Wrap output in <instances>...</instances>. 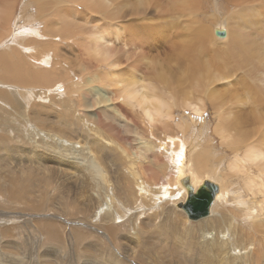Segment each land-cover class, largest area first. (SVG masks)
Returning <instances> with one entry per match:
<instances>
[{"label": "rangeland", "instance_id": "1", "mask_svg": "<svg viewBox=\"0 0 264 264\" xmlns=\"http://www.w3.org/2000/svg\"><path fill=\"white\" fill-rule=\"evenodd\" d=\"M39 1L40 0H11L12 7L9 15L11 22L10 18H5V16L3 23L0 22V28L3 30L0 31V56L8 55L9 57H7L13 60L12 62L15 68L21 64L18 63V59L22 60L24 56L30 60L34 69L37 68L33 74L26 70L27 76L25 78H19L17 82L6 84V82L0 81V91H12L13 95L20 100V108H18V106L12 105L10 100L0 98V107H3V105L7 106V111L13 115L7 118L0 110V183L7 184V186L0 188V264H46L42 259L43 256L51 258V264H104L103 262L106 257L108 258L107 261H109L108 264L110 262L111 264H264V260H261V255L264 256V250H262L264 249V231H258L257 228L255 229V227H252L248 219H245L247 222H242L239 217L240 215L237 214L236 210L239 209L237 202L240 201V199L235 196L241 194V179L232 177V179L228 178L229 181L226 176L224 177L227 170L228 159H230L233 154L230 153L231 149H228L222 144L220 138V135H222L224 139L230 141L234 138L235 133L229 128H224L222 126L226 123L224 118L227 115H232L233 111L240 113V118L243 117L247 120L242 118V121L244 120L243 122H245L244 126L246 127L247 125L251 126L252 123L261 125L263 122L260 118L258 121L257 117H264V108L256 104L257 98L252 102L247 98L245 103L240 101L235 103L231 99L233 103L231 101L227 102L221 109L217 103L210 100L207 96L208 92H210L209 90L227 86L232 88L237 97L239 94L245 100L244 96H247V94L244 89L257 84L258 75L264 72V68L260 65L261 61L264 63V55L261 54V59L263 58V60L259 62L253 58L249 61H244L239 56L233 60L229 59V61L225 57L218 56L214 59L215 64L211 66L208 73L203 72L204 70L199 72L200 82H203V85L198 88L199 92L202 93V96L199 94L200 97L194 88L195 85L192 87L191 84L185 83L193 82L192 77L187 72L186 67H184L185 59L178 56L166 58L165 55L167 51L163 52L168 42L174 38L173 35L179 33L180 36L183 34L186 20L188 21L190 18L205 19V17H207L205 15L208 12L214 14L219 11L220 14L218 18L214 20L217 21V19H222L221 21H223L225 26L228 27L234 35L237 29L236 25L233 23L234 17H238L242 14L240 12L242 10L244 13H248L252 10V0H201L199 3L200 8L196 9V11H188V16L186 14L181 15V13L177 14L173 12V10L180 7H177L176 4L172 5V3H170L172 0H142L138 4L139 11L137 14L131 15L130 20L128 19L130 22L129 25L119 17H117L115 21L113 18L102 13L96 14L105 24L110 26L107 28L94 27L93 30L90 29L89 31L95 32L97 29L95 33H99L100 30L102 32L106 30H116L122 36L121 39H124L122 41L123 46L129 43L131 46L128 45L131 49H137V52L134 50L130 53L125 52L126 49L123 47L122 49L121 47H117V50H114L115 57L120 60L122 65L118 68L119 75H124L128 78L130 72L135 73L140 71L139 73L142 76L144 75L143 77L147 76L148 80L152 81L154 75L156 76V74L162 72L163 69H167L166 71L170 75V82H173L175 85L179 84L180 90L182 88L185 90L192 89L193 94L198 96L197 98L202 101L203 111L199 114L191 109H184L183 106L182 108H176L175 112H162L161 116L163 120L167 122L163 123L164 128L158 124L159 127H161L160 129L155 127L153 133H146V138L152 140L153 146L156 145L155 149L158 151V153H156L160 155V159L151 164L152 173L146 172L148 185L146 194L142 191L138 192V194L130 192L131 187L129 188L126 184L130 171L129 166L126 163H120V161L116 160L120 155L117 149L119 138L117 137L113 146L109 144L106 127H116L121 120V116L118 115L111 102L112 94H110L109 91L105 92L104 101L101 103V106L113 111L117 118L113 119L103 116L101 119L102 125L96 127L100 129V134L102 136V149L95 144L100 138L96 136V132L91 131L94 126H90L89 122L83 118L84 111H81L78 107L80 97L74 94L67 95L64 92L67 86L66 82H84L86 84V82L102 80L100 82L107 84L110 81H114L115 76L112 75V70L106 66H102L101 68L97 67L94 68V70L92 68L85 69L82 66V55L78 48L80 36L69 39L57 38L53 41L52 33L41 34L40 32H43L45 28V23L38 18L39 10L37 8V3H39ZM54 1L56 0H53V3ZM62 1L64 5L70 3L69 0ZM80 2V10L83 9L86 11V8L80 5L83 2ZM166 2H169L167 4V14L160 16L150 13L152 6ZM184 2L185 1H181V5L186 8L187 3ZM258 2H260V7L264 5V0L255 1V3ZM3 4L8 8L7 0H4ZM182 7L179 12L186 11ZM170 8L171 12L169 11ZM176 11L178 12V10ZM258 15H260V13H258ZM26 18H28V23L22 24L21 28H19V24ZM263 18L264 16H258L259 22L261 19V22L264 23ZM47 19H49V17H46V20ZM240 19L242 18L240 17ZM128 20L125 19V21ZM90 21L91 18L86 17L82 22L84 26H86V23L89 24ZM113 23H116L119 29L112 25ZM142 25H148L149 27L148 31L153 41H151V45H144L140 39L134 37L132 30ZM259 25L262 26V24L254 25L251 31L258 33L257 26ZM84 26L83 32L84 30L86 31V27ZM11 36H15V38ZM33 39L35 41L38 39V43L33 41ZM32 41L34 43H32ZM207 41L211 43L220 40H216L215 36H210V38H207ZM255 41L260 45L264 44V39H256ZM160 42L162 44H160ZM231 47L232 41L228 43V49ZM13 48L15 49L13 50ZM262 51L264 52V47ZM135 57L136 59H134ZM128 58L130 59L128 60ZM150 59H153V64H149L145 67L147 62L151 61ZM3 64L4 62L1 60L0 79L2 78L1 76H4ZM216 64H228V68L221 69V66ZM129 66L131 67L129 68ZM183 67L185 69H183ZM223 72L226 74L222 75ZM55 81L63 82L66 85L64 86L62 83L59 88L48 89L47 85L31 84L20 86L17 84L18 82ZM244 82H246L247 85H245ZM103 88L108 87L105 85ZM208 88L209 90H206ZM85 91L91 92L97 98L100 97L97 93V87H82L78 90V92ZM40 93H45L43 95L45 99L39 98ZM58 101H61L63 104H60ZM261 101L264 102V97ZM33 103L37 105L39 108L38 110L32 107ZM64 110H66L68 117H65L66 114ZM70 110L71 112L69 113ZM26 111L29 113H35L37 111L39 114H35L40 117V123L36 124V122L33 121L22 126L20 124L23 122H20L21 116L26 117ZM47 112L48 114H46ZM131 115L133 116V113H131ZM69 116L73 118V121L69 120ZM127 118L133 122L128 116ZM249 119H255L256 121L253 122ZM42 125L44 128H42ZM45 126L47 127L46 129ZM244 126L243 128H245ZM133 130L135 129L133 128ZM260 130L257 131L258 133L256 132V138L254 137L255 139H253L255 145L258 144L257 142L261 143L263 141V125H261ZM125 134L126 136L129 134L133 138H138L137 135L133 133L130 134L125 132ZM94 136H96L95 138H97V140L93 141V144H89L88 141L93 140ZM49 137L52 138L49 139ZM171 137H174L173 143H168ZM177 137H183L185 140H192L196 142V144L200 143L202 145L203 157L209 158L205 165L213 166L218 169V173L213 174L214 178L216 177L215 181L219 182L218 178H221L225 181V183L223 182L225 184L224 190H230L229 192L227 191V193L225 190L223 194L224 197L219 199V209L213 210L208 217L196 221L189 220L181 209L179 210L176 208L177 206L172 199V196L175 198L174 193H161L163 189L167 191H174L177 189V186L175 185L174 187L171 183L176 177V171L173 169V172L175 171L173 177L171 169H161L160 166V164H167L175 156L176 148L173 145H178L179 141ZM163 144H167L169 147L168 149H163L168 150L166 153L162 152L161 146ZM206 144L209 148L205 146ZM89 145H91V147H89ZM245 148L246 146H242L239 152L242 154ZM221 156L225 158L223 161H220ZM112 159L114 163L119 162L120 165H112ZM172 163L174 164V161ZM135 166L141 175L142 172L138 164H135ZM61 168H65L66 170ZM252 168V172L249 171V173L258 172L255 166ZM100 170H104L103 173H105V175L102 173L100 174ZM80 171L83 174L80 173ZM219 172H221L222 175ZM218 174H220L221 177H219ZM69 175H71V177ZM104 177L105 180L107 177L108 182H110L107 183ZM226 184L228 186H226ZM163 186H168L169 188H164ZM151 191L155 192L154 197L147 198L150 196ZM244 192L246 195L248 194V192ZM244 192L242 191V193ZM22 193H24L23 198H17V196ZM100 193L103 195L101 194L100 196ZM109 193L110 196L106 195ZM117 195L128 197L134 204L129 209L123 207L124 212L119 211V209L115 208ZM113 198L115 200H113ZM245 198V200L248 201L251 199L254 203L253 209L256 211L255 213H257V198L255 199V197L250 194L249 197L247 195ZM88 201L89 203H87ZM45 202H47V208L43 211L29 209ZM150 203H153L154 207L152 206L153 204L151 205ZM83 205L85 207H83ZM106 210H110V213H112L113 210L115 217L113 221L116 225H113L112 221L106 220L107 218L104 219ZM257 214H259V212ZM88 215L92 219H90ZM154 216L156 217L152 220ZM165 216L171 219L179 228L174 231L170 228V222L166 223V226L162 225L160 220ZM259 217L262 219L259 218L260 220L258 219L256 221L263 220L262 222L264 225V211ZM118 219H120V221ZM217 219L219 220L217 221ZM4 220H6L8 224L5 223ZM47 222L54 223L53 228L58 229L60 237L63 239L62 242L59 243V238L53 236L49 232V226L41 225V223ZM237 222L239 225H242V223L247 224L244 225V232L248 230L246 234L243 232L242 236L237 234V237H239L235 238V240L237 241V239H239L242 241V244L248 245L246 254L249 253L250 249L252 250L249 260L247 259L244 262H241V260L236 258L232 253V247L236 246V243L234 241H228L225 234L227 230L233 226V223ZM33 224L39 226V228L36 226L34 227ZM159 225H162L161 228L164 229L162 232H166L168 237L165 235L166 238H154L151 241L147 239L146 237L149 236L151 230L155 229V227L158 228ZM7 229L11 230V234H6ZM253 229L258 233L254 232ZM250 231H252V233L254 232V235L251 236L257 237L256 239L254 237L251 239V236H249L251 233ZM211 232H216V234H211ZM76 235L77 237L79 236V238H85L82 239L83 241H75ZM93 240L94 242H91ZM227 242L231 246H229ZM91 243L94 245L92 246ZM96 243L106 248V250L97 246ZM54 244L59 248H53ZM95 247H99L100 251ZM89 249H93L92 252ZM85 250L88 251L87 261L83 259L84 255H86ZM239 250L240 254H244V251L241 252V247ZM97 251L98 253L100 252L99 254L101 257L105 254V258H99V261L96 260V258L92 259L91 257L93 255L94 257L98 255ZM101 252L104 253L102 254ZM92 261L93 263H91Z\"/></svg>", "mask_w": 264, "mask_h": 264}, {"label": "bare ground", "instance_id": "2", "mask_svg": "<svg viewBox=\"0 0 264 264\" xmlns=\"http://www.w3.org/2000/svg\"><path fill=\"white\" fill-rule=\"evenodd\" d=\"M3 1L4 0H0V22L1 23H3V21H4V16H5V18L9 17L10 9L12 7L11 0H7L8 8H6L5 4H3ZM69 1H70V3L69 4L67 3L66 5H64V2L62 0H56V1H54V3H53V0L52 1L51 0H47V1L46 0H40L39 3H37V8L39 10L38 11V18L43 20V22L45 23V28L43 29V32H40V33L41 34L52 33L53 34V37H52L53 41L56 40L57 38L69 39V38H75V36H80L81 38H80V41L78 43V48H79V51L82 55V59H81L82 66L85 69L92 68L93 70H94V68H97V67L101 68L102 66H106L112 70V75L115 76L114 81H110L107 84H105L104 82H100L102 80H96L95 82H86V84L84 82H66L67 86H66V89L64 90V92L67 95L68 94L69 95L74 94V95H77L80 97V99H79L80 101H78V107L80 108L81 111L82 110L84 111V115H83L84 117L83 118H85V120L89 122L90 126H94V128H92L91 131L96 132L97 133L96 136H99L98 138H100V139H98L97 142H95V144L100 146V148H102V149H103V144L101 142L102 136L100 134V129L96 128V127H99L102 125L101 119L103 116H106L108 118H113V119L117 118V116L114 115L113 111L106 109L105 107L101 106V103L104 101L105 92L109 91L110 94H112L111 95V102L113 104V107L117 111L118 115L121 116V120H120L119 125L116 127H112V126L106 127V130L108 132V137H109V144L113 146L114 145L113 143L115 142L117 137L119 138V141L117 143V149L120 152V155L118 156V158H116V160L120 161V163L121 162L126 163L129 166L130 171L128 173V181L126 182V184L129 186V188L131 187L130 192L138 194V192L142 191L146 194V191L148 189L146 172H150V174H151L153 171L151 164L157 162L160 159V155L157 154L158 151L155 149L156 145L153 146L152 140H148L146 138V133L147 132L153 133L155 127L158 129H160L161 127L164 128L163 123H167L165 120H163V117L161 116V113L164 111L175 112L176 108H178V107L182 108V106L184 109H191L195 113H198V114L203 111L202 101H201V99L197 98L198 96H200L199 94H201V96H202V93L199 92L198 88L201 85H203V82H200V79H199L200 78L199 72L204 70L203 72L208 73L210 71L211 66L213 64H215L214 59H216L218 56L225 57L227 60L236 59L237 56H239L244 61H249L251 58H253L257 62H259L260 60H263V58L261 59V56H262L261 54L264 55V52L262 51L264 44L260 45L255 40L256 39H261V40L264 39V23L261 22V19L259 22V19H258V16H264V5H262L260 7L259 6L260 2L255 3L256 0H252V6H253L252 10H250L248 13H244L243 10L240 11L242 14H240L238 17H236V16L234 17L233 23L236 25V28H237L234 35L228 29V27L225 26L223 21H221L222 19H217V21L214 20L215 18H218L219 14H220L219 11H217L214 14H210L208 12L205 15V16H207V17H205V19H203V18H199V19L198 18H190L188 21L186 20V23L184 26L185 29H184L183 34L180 36H179V33L177 35H173L174 38L172 37L173 39L170 42H168V44L164 48L163 52L167 51L166 55H165L166 58L167 57L172 58L173 56H178V57L185 59L186 62L184 61V64H185L184 67H186L187 72L189 73V75L192 77V80H193V82H185V83L191 84L192 87H193V85H195L194 88L198 92V96H196L193 94L192 89L185 90L182 88L180 90L179 84L175 85V84H173V82H170V75L166 71L167 69L164 70L162 68L164 71L162 70V72L156 74V76L154 75V78L152 81L148 80L147 76L143 77L144 75L142 76L139 73L140 71L135 72L136 74L130 72L128 78L125 77L124 75H119L118 68L122 65H121L120 60H118L115 57L114 50L115 49L117 50V47H121V49L123 47L124 49H126L125 52L130 53V52H133L134 50H136V52H137V49H134V50L131 49V47H130L131 45L129 43H126V45H124L125 46L124 47L123 43H122V41L124 39L123 40L121 39L122 36L116 30H111V31L106 30L103 32L100 30L101 33L100 32L95 33L97 29L95 30V32L89 31L90 29L93 30L94 27H96V28H98V27L107 28L110 26L108 24H105L102 21V19L96 15L97 13L98 14L102 13L108 17L113 18L115 21H116V18L119 17V18L123 19V21L126 24L129 25V23H130L129 20L131 18V15L137 14V12L139 11L138 4L142 0H80L83 2L80 5L85 7L86 9L85 8L84 9L86 11H84L83 9L80 10V8H79V2L80 1L79 0H69ZM181 1H185L184 3H187L186 8H184V6L182 7ZM200 1L201 0H172V1H170V3H172V5L176 4L177 7H180V8L182 7L186 10L183 12L182 11L179 12L180 8H177V9L173 10V12H176L177 14L181 13V15L182 14L187 15L188 11L189 12L193 11V10L196 11V9L200 8V5H199ZM227 2H229V1H227ZM168 3L167 2L166 3H159V4L152 6L150 13L155 14V15H160V16L167 14L168 13V9H167ZM149 4H151V3H149ZM224 4H225V1H224ZM170 10H171V8L169 9V11ZM176 10H178V12ZM258 13H260V15H258ZM186 15H184V16H186ZM46 17H49V19L46 20ZM86 17L91 18V21L89 22V24L86 23L87 25L85 24L86 26H84L82 21ZM178 17H177V19H178ZM240 17L242 19H240ZM125 19L126 20L129 19V20L125 21ZM10 22H11V18H10ZM10 22H9V24H10ZM27 23H28V18H26L24 21L22 20V22L19 24V28H21L22 24H27ZM258 24H262V26H260V25L257 26L258 33L251 31V29L254 27V25H258ZM112 25H114L116 28L119 29V26L116 23H113ZM6 26H7V24H6ZM83 26L86 27V31L84 30V32L82 31ZM221 29L225 30V32H226L225 37H220V36L216 35V30H221ZM227 29H228V32H227ZM148 30H149L148 25H142V26L137 27L136 29H134L132 31L134 33V37L136 39H140V41H142L144 43V45H151L150 43H151L152 39H151V34ZM159 30H161V29H159ZM0 31H3L2 28H0ZM130 33H131V31H130ZM157 33H158V31H157ZM161 34H163V33H161ZM256 35H257V37H256ZM210 36H215L216 40H220V41H213L211 43H208L207 38H210ZM11 37L15 38V36H11ZM11 40H13V39H11ZM33 41H35V40L33 39ZM33 41H32V43H34ZM49 41H50V39H49ZM230 41H232V47L228 49V43ZM35 42L38 43V39H36ZM130 42H132V41H130ZM160 44H162V43L160 42ZM127 46H129V47L126 48ZM14 49L15 48H13V50ZM144 52H145V50H144ZM13 55H15V54H13ZM142 55H144V54H142ZM7 56L6 55L0 56V62H1V60L4 62V64H3L4 76H1L2 78L0 79V81H2V82L4 81V82H6V84L10 83V82H12V83L17 82L18 79L21 77L25 78L27 76L26 70L30 71V73L33 74L35 72V70L37 69V68L34 69V66L32 65V63H30V60L24 56H23L22 60L18 59V63H21V64H19L18 67L15 68L13 65V62H12L13 60L11 58H8L9 56L8 57ZM128 57H129V55H128ZM125 59H126V56H125ZM129 59L130 58H128V60ZM134 59H136V57ZM158 59H159V57H158ZM152 60L148 61L147 64L145 65V67H147L149 64L150 65L153 64ZM132 61H133V59H132ZM134 62H135V60H134ZM261 62H260V65L264 68V63L263 62L261 63ZM55 63L57 64L56 60H55ZM216 65L221 66L220 67L221 69L228 68L227 67L228 64H224V65L216 64ZM130 67L131 66H129V68ZM184 67H183V69H185ZM149 72H151V71H149ZM155 72H156V70H155ZM176 73H177V71H176ZM225 74L226 73L223 72L222 75H225ZM171 79H173V78H171ZM62 83L63 82H56L55 81V82H18L17 84L20 86L21 85L27 86V85H31V84L47 85L48 89H56V88H59ZM244 84L247 85L246 82H244ZM65 85L66 84H64V86ZM105 85L108 88H103V87H105ZM82 87H89V88L97 87V93L99 94L100 97L97 98L96 96H94L89 91L78 92L79 88H82ZM206 90H209V88ZM30 91H32V90H30ZM61 91H63V90H61ZM209 91L210 92L207 91L208 92L207 96L209 97L210 100L217 103V105L221 109L225 106V104H227V102H230L231 99L235 103L237 101L245 103L247 98H249V101H251V102L255 101V99L257 98L256 104H259V106L261 108H264V106H263L264 102L261 101L264 97V72H262L261 75H258L257 84L252 85L249 88L246 87L244 89V91L247 94V96H244L245 100L238 93H237L238 94V97H237L235 92L232 90V88H229L227 86H223L222 88H213L212 90H209ZM44 94L45 93H40L39 98L45 99V96H43ZM36 95H37V93H36ZM0 98L4 99V100H10L12 102V105H16V106H18V108H20V103H19L20 100H18L17 97H15L13 95L12 91L11 92L10 91H0ZM58 102H60V104L62 103L61 101H58ZM1 105H3V104H1ZM32 107L35 110L39 109L35 103L32 104ZM0 110L3 114H5V116H7V118L13 116L11 113H9V111H7V106H5V105H3V107H0ZM64 111L66 114V110H64ZM70 112H71V110L69 111V113ZM32 113H34V112H32ZM32 113H29L26 111V117L21 116L20 122H22V121L23 122L20 124L22 126L27 124V123H31L33 121H35L36 124L40 123V121H41L40 117H38L35 114V113H37V111L34 114H32ZM131 113H133V116L136 118H134L131 115ZM37 114H39V113H37ZM46 114H48V112ZM65 114H64V116H65ZM69 115H71V114H69ZM256 115H259V114H256ZM127 116L133 122H131L127 118ZM65 117H68V115L66 114ZM69 118H70L69 119L70 121H73V118L71 116H69ZM242 118H240V113L234 112V111H233L232 115L229 114L224 118V121H226V123L222 126L224 128L225 127L229 128L230 130H232L235 133L234 138L231 141L224 139L222 137V135H220L222 144H224L228 149H231L230 153L233 154V156H231L230 159H228L227 170H226V173L224 174V177L226 176L227 179L228 178L232 179V177H236V178L241 179V182H240L242 184L241 190L243 192L244 191L248 192V194H247L248 197L250 194V195H253L255 197V199L257 198L256 199V201H257L256 206L258 207L259 214H257L258 212L255 213L256 211H254V209H253L254 203L251 201V199L249 198L251 202L248 200H245L246 199L245 197H247V195L245 194V192L242 193V191L239 189L241 191V194L238 196H235V197L240 199V201L237 202L239 205V209H237L236 211H237V214L240 215L239 217H240L242 222H247L245 219H248L250 221V225L252 227H255V229L257 228L258 231L259 230L264 231V225L262 222L263 220L262 221H256L259 218L262 219L261 217H259V215H261V213L264 211V131L262 132L263 141L261 140L262 141L261 143L257 142L258 144H256V145L253 142L254 141L253 139L256 138L255 137L256 132L261 129V125L264 126V117L263 116L257 117L258 121L260 118L261 121L263 122L261 125H258V123L257 124L252 123L251 126L247 125V127L244 126L245 122H243L244 120L242 121ZM61 119H62V117H61ZM243 119H245V118H243ZM249 120L253 121V122L256 121L255 119L254 120L249 119ZM138 122H139V124H138ZM158 124H160L161 127H159ZM167 126H168V124H167ZM243 126L245 128H243ZM42 128H44L43 125H42ZM46 128L47 127L45 126V129ZM133 128L135 130H133ZM125 132H128L130 134H132V133L136 134L138 138H136V137L133 138L129 134L126 136ZM96 136H94L93 140L90 139L91 141H88V143L93 144V141L97 140V138H95ZM50 138H52V137H49V139ZM177 138L179 141L178 145L177 144L173 145L176 148L175 156L167 164H160L161 169L169 168V169H171L172 172H173V169L176 171V177H175V179H173L171 181V183L174 185V187L176 185L177 189L174 191L169 190V189H168L169 191H167L166 189H163L161 193H165V194L174 193L175 198H173V196H172L173 202L177 206L176 208L180 210L181 208L178 207L179 203L184 202L186 197H187V191H186L185 187H183L180 183V180H179L180 176L183 175L184 173H188L191 177V183L193 184V186L195 188H197V186L206 178L212 179L213 181H215L216 177L214 178L213 174H217L218 169H216L213 166H206L205 165L207 163V161L209 160V158L203 157V151L201 149L202 145L200 143L196 144V142H193L192 140H185L183 137H177ZM173 139H174V137H171L170 140H168V143H171V142L173 143ZM139 140H141V141H139ZM252 142H253V144H252ZM205 146L209 148V146L207 144ZM242 146H244V147L246 146V148L244 149L243 153L241 154V152H239V149H241ZM89 147H91V145H89ZM161 147H162L163 153L168 152V150H163L165 148L166 149L169 148L167 146V144H163ZM100 148H99V150H100ZM191 158H192V160H191ZM215 158H217V157H215ZM224 159L225 158L223 156H221L220 161H223ZM113 161L114 160L112 159V162ZM173 161H174V164L172 163ZM120 163L119 162L118 163L113 162L112 165L117 164V166H119ZM135 164H138V166L142 172L141 175H140L139 170L135 166ZM72 165H75V164L73 163ZM253 165L256 167V169H258V172L256 171L257 173H249V171L252 172L251 168L254 167ZM61 169L66 170L65 168H61ZM73 172H70V173L74 174ZM103 172H104V170H100V174L102 173L103 175H105V173H103ZM174 172H173V177H174ZM80 173H82V172L80 171ZM219 173L221 174V172H219ZM164 174H165V172H164ZM220 174H218L219 177H221ZM69 176L71 177V175H69ZM72 179H73V177H72ZM104 180H105V177H104ZM218 180H219V182H217V181H215V182L219 184L220 191H219V194L217 195V197H216V199H215V201L211 207V212H213V210L215 211V210L219 209V207H220V205L218 204V202L220 201L219 199L224 197L223 194L225 193V190H226V189L224 190L225 181L222 180L221 178L220 179L218 178ZM105 181L107 183L110 182V181L108 182L107 177H106ZM4 186H7V184L0 183V188H3ZM226 186H228V185L226 184ZM237 186L240 187L239 185H237ZM163 187L169 188L168 186H163ZM227 191H228V189L226 190V193H227ZM237 191H238V189H237ZM179 192H180V194H179ZM154 193L155 192L151 191L150 196L147 197V195H146V197L152 198V197H154ZM101 194L102 193H100V196H101ZM106 195L110 196V193L106 194ZM23 196H24V193L17 196V198H23ZM147 198H145V199H147ZM113 200H115V199L113 198ZM46 203L47 202H45L41 205H38V206L31 207L29 209L34 210V211H43L47 208ZM87 203H89V201ZM115 204H116V206H115L116 209H119V211L124 212L123 207L129 209L130 207H132V205L134 203L131 199H129L126 196L117 195ZM99 205H100V203H99ZM152 206L154 207V204ZM83 207H85V206L83 205ZM94 207H96V206H94ZM108 207H109V205H108ZM79 209H81V208H79ZM113 210H112V213H110L108 210H106V213L104 212L106 214V216H104V219L107 218L106 220H110V221H112L113 225H116L113 221L115 218ZM88 211H89V208H88ZM82 217H84V216H82ZM155 217L156 216L152 217V220H154ZM90 219H92V218L90 217ZM118 220L120 221V219H118ZM218 220L219 219H217V221ZM4 221H5V223L8 224V222H6V220H4ZM160 221H161L162 225H164V226H166V223L170 222L171 223L170 228L173 229L174 231L179 228L178 226H176L175 223H173V221L171 219H169L166 216ZM117 223H118V221H117ZM33 225H34V227L36 226L37 228H39V226H37L35 224H33ZM41 225L42 226H49L50 227L49 232L53 236L59 238V243L62 242L63 239H61L58 229L53 228L54 223L47 222V223H43V224L41 223ZM162 225H159L158 228L155 227V229L151 230V233L146 238L150 239V241H151L154 238H164L165 235L167 236L166 232H162V231H164V229L161 228ZM244 225H247V224L242 223V225H239L238 222L233 223V226L227 230V233H225L228 241H230V242L234 241L236 243L235 244L236 246L232 247V253L235 255L236 258H239L241 260V262L242 261L244 262L247 259L249 260L250 254L252 253V250L250 249L249 253L246 254L247 253L246 248L248 249V245L242 244V241L239 239H237V241L235 240V238L239 237V236L237 237V234H240V236H242V233L244 232ZM180 229H182V228H180ZM246 229H247V226H246ZM246 231L244 232L245 234H246ZM128 232H129V230H128ZM250 232L252 233V231H250ZM254 232L258 233L255 230H254ZM251 233L249 234V236L254 235L253 233L252 234ZM259 233H261V232H259ZM6 234H11V230L7 229ZM211 234H216V232H211ZM127 235H129V234H127ZM244 236L247 237L246 235H244ZM252 237H254V236H251V239H252ZM84 238L85 237L79 238V236L77 237V235H76L75 241H79V240L81 241ZM254 238L256 239L257 237H254ZM244 239H246V238H244ZM259 240H262V239H259ZM91 242H94V240ZM95 242H97V241H95ZM96 244H97V246L100 245L98 243H96ZM227 244L229 246H231L228 242H227ZM248 244H250V243H248ZM254 244H256V243H254ZM87 245H89V244H87ZM93 245L94 244H92V246ZM54 247H56V244L53 245V248ZM99 247H101L103 250H106V248H103L102 246H99ZM99 247H95V248H98L99 249L98 251H100ZM240 247H241V252L244 251V254H240V250H239ZM56 248H59V247H56ZM82 248L85 249L84 247H82ZM92 250H90V251L92 252ZM262 250H264V249H262ZM85 251L84 252L86 253V255H84V257L83 256H81V257H83V259H85L87 261V259H88V257H87L88 253L87 252L88 251L87 250H85ZM98 251H97V254L99 256L97 255L96 257H94V255H93L91 258L92 259L96 258V260L99 261V258H101V259L105 258V254L103 257H101L99 254L100 252L98 253ZM263 258H264V256L261 255V260H264ZM42 259L46 264L52 263V260L49 257L43 256ZM107 260H108V258L106 257L104 259L103 263L108 264L109 261H107ZM101 262H102V260H101ZM14 263H16V262H14ZM91 263H93V261ZM109 264H111V262Z\"/></svg>", "mask_w": 264, "mask_h": 264}, {"label": "water", "instance_id": "3", "mask_svg": "<svg viewBox=\"0 0 264 264\" xmlns=\"http://www.w3.org/2000/svg\"><path fill=\"white\" fill-rule=\"evenodd\" d=\"M216 35L225 37V30H216ZM180 183L187 191V197L179 206L187 215L189 220L196 221L208 217L211 214V207L219 194L220 186L212 179H204L195 188L191 183L188 173L180 176Z\"/></svg>", "mask_w": 264, "mask_h": 264}]
</instances>
